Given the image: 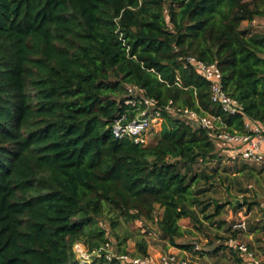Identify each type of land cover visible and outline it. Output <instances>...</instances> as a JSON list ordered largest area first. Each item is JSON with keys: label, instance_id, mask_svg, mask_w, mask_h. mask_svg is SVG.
<instances>
[{"label": "trees", "instance_id": "obj_1", "mask_svg": "<svg viewBox=\"0 0 264 264\" xmlns=\"http://www.w3.org/2000/svg\"><path fill=\"white\" fill-rule=\"evenodd\" d=\"M257 17L264 0H0V264H81L74 243L108 241L105 217L155 220L166 248L193 247L177 242L179 220L202 224L192 185L213 177L179 166L220 157L211 133L163 113L155 142L140 145L114 138L112 122L131 85L229 130L242 116L264 123V30L241 27ZM189 55L216 63L239 113L211 101ZM134 243L148 255L145 238Z\"/></svg>", "mask_w": 264, "mask_h": 264}, {"label": "rangeland", "instance_id": "obj_2", "mask_svg": "<svg viewBox=\"0 0 264 264\" xmlns=\"http://www.w3.org/2000/svg\"><path fill=\"white\" fill-rule=\"evenodd\" d=\"M242 28H249L252 31L264 30V17H257L253 22H242ZM195 126V125H194ZM149 132V143L156 140V133L160 130ZM217 154L220 156L215 161L208 163L195 162L190 170L185 169L182 164L179 166L189 179L194 174L203 172L210 175L208 180L200 178L192 185V192L197 199L192 203L191 208L196 212L202 224H195L189 218L179 220L184 236L177 238V242L197 244L199 250L191 247L190 255L212 256L222 254L232 256L231 248L226 244L228 238L239 237L257 255H264V162L246 164L242 162H231L227 158V152L216 143ZM251 185V187H248ZM239 207H235L237 202ZM250 202V206L248 204ZM222 205L219 213L215 214V204ZM204 213H202V209ZM162 209L156 207L155 216L161 215ZM211 215L209 220L203 219V215ZM117 225L112 227L110 220L105 217L101 220L107 232V238L113 250L119 251V247L134 253L136 237H143L148 243V248H163L166 245L154 220H135L126 222L121 217L117 218ZM244 222V228L234 227L235 224ZM128 237L122 244L124 237ZM191 256L192 258H194ZM190 257V256H189ZM199 261V260H197ZM235 261V259L233 260ZM200 262H203L200 260ZM198 264H200L198 262Z\"/></svg>", "mask_w": 264, "mask_h": 264}, {"label": "built area", "instance_id": "obj_3", "mask_svg": "<svg viewBox=\"0 0 264 264\" xmlns=\"http://www.w3.org/2000/svg\"><path fill=\"white\" fill-rule=\"evenodd\" d=\"M185 63L207 80L212 102L219 104L222 110L230 115H236L241 111L238 100L223 89L222 73L215 62H204L189 55L185 58ZM122 102L127 109L112 122L114 138L128 137L137 144L147 145L149 132L161 128L163 113H167L184 117L192 125L209 131L213 140L227 152V158L231 162L246 164L264 162V123L242 116V128L229 130L220 116L199 113L186 106L181 107L172 100L161 104L158 99L145 95L144 90L131 85L126 87ZM234 227L244 228V222H239ZM226 244L241 255L238 264H262L248 245L239 240V237L228 238ZM193 249L197 251L200 248L195 244ZM73 252L81 264H90L94 258L100 257L120 264H198L186 254H180V251H164L157 258H151L149 255L115 251L108 241L91 251L84 243L75 242Z\"/></svg>", "mask_w": 264, "mask_h": 264}, {"label": "crops", "instance_id": "obj_4", "mask_svg": "<svg viewBox=\"0 0 264 264\" xmlns=\"http://www.w3.org/2000/svg\"><path fill=\"white\" fill-rule=\"evenodd\" d=\"M164 251H180V254H183V255L186 254L187 256H190V257L193 256L192 254L190 255L188 250L178 249V248L171 247V246L167 248L163 246V248L161 249L150 246L148 248V255L151 258H157L159 254ZM231 253H232L231 257L227 255L221 256L222 254L220 253V254H214L212 256H202V257H199V256L197 257V255H195L193 256L194 258L192 257L191 258L194 259L197 263L199 262L200 264H238L241 258V255L235 250H231ZM254 255L261 261L262 264H264V255H257L255 252H254ZM234 259L235 261H233ZM200 260L203 262H200Z\"/></svg>", "mask_w": 264, "mask_h": 264}, {"label": "water", "instance_id": "obj_5", "mask_svg": "<svg viewBox=\"0 0 264 264\" xmlns=\"http://www.w3.org/2000/svg\"><path fill=\"white\" fill-rule=\"evenodd\" d=\"M234 205H238V200H237V202L236 201L234 202Z\"/></svg>", "mask_w": 264, "mask_h": 264}]
</instances>
